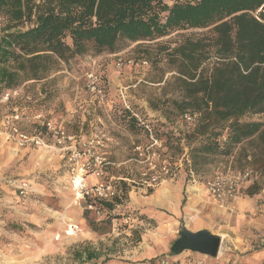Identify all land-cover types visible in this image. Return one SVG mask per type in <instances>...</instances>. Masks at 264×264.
<instances>
[{"label":"rangeland","instance_id":"1","mask_svg":"<svg viewBox=\"0 0 264 264\" xmlns=\"http://www.w3.org/2000/svg\"><path fill=\"white\" fill-rule=\"evenodd\" d=\"M165 3L171 5L172 1L165 0ZM160 18L163 20L161 13ZM5 22L6 18L0 14V27ZM27 26L24 24L21 28ZM205 31L172 29L154 40L135 43L122 40L113 52L75 56L67 63H61L60 70L46 80L27 83L20 87L19 95L6 104L0 103V119L17 109L26 131L34 129L32 117L41 113L62 124L78 140L98 139L100 144L94 150L106 162L103 176L109 175L117 186L119 178H125L129 187L124 200L126 206L114 210L121 215L112 220L109 233L90 239L81 235L83 230L77 225L80 232L69 235L66 233L68 225L75 224L77 217L83 218V203L74 201V194L68 188L64 153L54 147H30L26 155L19 153L17 159H12L8 157L7 144L3 143L0 145V264H88L73 255L83 251L84 247L98 254L96 261H90L97 263L108 257L105 264H154L161 258L169 264H206L202 262L203 255L198 253L184 251L175 255V260L165 255V251L161 252L160 247H165L161 245V238H165L161 231L164 226L156 224L142 211L144 201L148 196L152 197L153 190L154 202L163 205L171 202L164 196L186 199L181 206V216L176 217L174 228L177 231L180 226L191 223L190 218L201 215L212 219L213 229L219 224L234 228L238 248L231 246L226 249L228 254L208 264L264 263L260 255V252L264 253V232L260 229L264 222H244L239 209L222 208L216 203L210 205L204 199L199 200L204 196L200 192L206 188L205 182L217 172L252 171L251 167L232 155L212 156L197 165L195 171H187L183 163L189 162L185 160L188 147L183 140L180 150L175 147L177 138L188 132L190 126L183 122L181 113L171 102L178 95L174 82L163 85V81H168L173 74L166 53L184 36H198ZM89 72L100 78L103 100L87 88L86 74ZM130 116L143 124L147 133L136 125L128 126ZM164 116L170 120L162 125ZM154 132L161 140H155ZM162 155L170 160L166 165L162 163L167 171L154 172V176L159 177L154 185H149L148 179L152 175L149 172ZM252 175L253 179L256 176L253 171ZM14 179L30 180V191L26 196L18 195L15 187V193H10L12 189L7 186V181ZM92 179L94 177H87L86 182L90 183ZM251 182L243 185L238 195L244 199L254 198L256 206L264 208L260 192L253 196L245 193ZM162 189L166 192L162 193ZM146 211L159 220L158 211L154 212L150 207ZM242 211L247 218L252 216L249 210ZM142 234L148 237L147 243L140 242ZM175 235L179 236V231ZM157 237L159 244L156 245ZM171 244L170 241V247ZM148 247H159L160 254L154 252L155 257L144 258ZM170 247L168 252L172 253Z\"/></svg>","mask_w":264,"mask_h":264},{"label":"trees","instance_id":"2","mask_svg":"<svg viewBox=\"0 0 264 264\" xmlns=\"http://www.w3.org/2000/svg\"><path fill=\"white\" fill-rule=\"evenodd\" d=\"M170 1L0 0V14L6 18L0 27V97L46 80L75 56L113 52L122 40L135 43L172 29H206L198 36H184L166 53L173 74L163 85L174 82L178 94L171 102L181 115H196L175 147L180 150L182 140L188 147L189 162L183 163L187 171L212 156L243 161L256 175L245 193L258 194L264 190V0ZM24 24L28 26L21 28ZM128 119V126L147 133L134 116ZM169 120L165 117L161 124ZM154 138L161 140L155 132ZM159 157L154 172L170 162ZM119 183L111 200L90 196L82 201L85 225L99 236L109 233L112 220L121 215L114 210L126 206L129 187L124 178ZM73 255L88 264L110 259L90 262L98 254L86 247Z\"/></svg>","mask_w":264,"mask_h":264},{"label":"built area","instance_id":"3","mask_svg":"<svg viewBox=\"0 0 264 264\" xmlns=\"http://www.w3.org/2000/svg\"><path fill=\"white\" fill-rule=\"evenodd\" d=\"M87 88L99 99L103 100V93L99 87L100 78L89 72L86 74ZM20 88L6 91L0 97V103L6 104L13 97L19 95ZM34 129L26 131L22 128L21 114L14 109L10 114H6L0 119V135L6 139L14 141L18 147H54L59 149L66 156L67 162V185L74 194V201L81 202L85 198L94 196L102 200H111L117 193V185L111 180L104 181L103 174L105 168L104 158L95 152L94 147L100 144L99 140H78L77 136L66 129L62 124L45 118L41 113L34 114ZM181 118L187 124H193L196 115L183 113ZM107 165V164H106ZM164 172L167 170L162 168ZM152 174L148 181L149 185H154L159 176H154V167L150 170ZM87 177H94L96 181L92 184L86 182ZM252 171L249 169L237 170L231 173L217 172L205 182L208 194L216 201H229L236 198L240 188L252 180ZM18 195L26 196L30 191V184L21 180L14 184ZM261 199L264 201V190L260 191ZM87 208L96 215L93 205L88 204ZM127 222V220H125ZM68 229L80 232L76 224H69ZM66 233H68V231ZM154 264H168V261L161 258Z\"/></svg>","mask_w":264,"mask_h":264},{"label":"crops","instance_id":"4","mask_svg":"<svg viewBox=\"0 0 264 264\" xmlns=\"http://www.w3.org/2000/svg\"><path fill=\"white\" fill-rule=\"evenodd\" d=\"M3 143L7 144V147L10 150V152L8 153V157H10L12 159H17V156L19 155V153H23V155H26L29 152V150H30V147H18L14 143V141H12L10 139H6L5 136L0 135V145H2ZM21 180H25V181L31 183L30 180H28V179H14L13 181H7V186L12 189L10 191L11 194L15 193L14 184H16V182H19ZM95 181H96V179L94 178V179H92L90 181L89 184H92ZM160 189L158 191H160ZM205 189H203L200 192V194H202L204 196L202 198H200L199 200L204 199L205 202L207 201L208 202L207 204H210V205L212 203H216V204L219 205V207L226 206L225 208H235L236 210L239 209L240 213L242 214V218H243L244 222L256 223V224L258 222H260V223L264 222V208L263 207L262 208L261 207H257L254 198L247 197V199H244V198H242V196L238 195L236 198H234L232 200L220 202V201L214 200L208 194L207 190H205ZM163 192H164V189H162V193ZM170 194H171V191H170ZM151 196L152 197H150V198H148L149 197L148 196L147 197L148 200L146 198V200L144 201V203H146V204L144 205L145 207H143L144 210H142V211H143V213L145 215H147L148 218L153 219L156 224H158V225L160 224V225L164 226L161 229V231L163 232V235H164L163 237H165V238H161V245H164L165 249L163 247H160V249H161V252H164V251L166 252L165 255L168 254L167 256H171V257H173L176 260V256L173 255L171 252H168L169 247H170L169 243H170V241L172 242L171 247H170V249L172 251L173 242L175 241L176 238L179 237L178 235L176 236L175 234L178 231L180 232V228L182 226H185L187 229H189L191 231H196V230H199V229H206V230L210 231L211 233H213L215 235H218L220 237V246H219L218 254L216 255V257H210V256H204V255L202 256L201 255L203 257V258H201L202 262H204L206 264L211 263L213 261H216V260H213V259H218L219 257H221V255H223L225 253L228 254L226 249H230L231 246L234 249L238 248V244H237L238 242L236 241V238H237L236 236H238V235L234 233V231H235L234 228L231 227L230 225H225V224L221 225V224H219L216 229H213L214 224H213L212 219H210L209 217L204 218V216H202V215L200 217H198V218L197 217L196 218L192 217V218H190V220H191L190 222L191 223H188L187 226L186 225L180 226L178 231L175 230L174 225H175L176 220H177L176 217H178V216L180 217L181 216V213H182L181 212V206L183 207V205L185 204V202H184V204L182 205L181 202H182V199H185V198L184 197L180 198V196L174 198V195H171V198H170V195H169V197H165L164 196V198H167L171 202H168L166 205H163V204H161L158 201L154 202V190H153V193H152ZM185 201H186V199H185ZM148 207L152 208V211H154V212L155 211L159 212V220L147 213L146 208H148ZM207 207L208 206H206L205 208H207ZM222 208H224V207H222ZM201 210L203 211V209H201ZM242 210H247V211L249 210L251 212L252 216H249L247 218ZM253 216H255V217H253ZM167 217L170 218V219H173V221H170ZM168 222H170V223H168ZM177 223H179V221H177ZM75 224L80 226V228H82L81 230H83V233L81 235L87 236L90 239L91 238H95L96 239V237H98L96 233H94L88 227H86L84 217L83 218L81 216L77 217ZM166 225H169V227L167 228ZM166 229H167V231H166ZM176 229H178V228H176ZM260 229L264 232V224H263V226L260 227ZM115 235H118V234H114V236ZM155 239H156V240H154L156 242L155 244L156 245L159 244L158 243L159 238L157 237ZM141 240L142 241H140V242L147 243L148 237H146V236H144V234H142L141 235ZM95 249L97 250L98 248H95ZM158 251H159V247H153V248L148 247V250H146L144 252V254H143L144 256L143 257L144 258L147 257V258L151 259V258L155 257L154 254H153L154 252L155 253L157 252V254H160V253H158ZM195 254H197V253H195ZM256 254H259V253L256 252ZM197 255H199V254H197ZM260 255L264 259V253L260 252ZM177 257H180V256H177ZM193 257H195V256H193ZM177 259H179V258H177ZM201 259L198 258V260H201ZM94 261H96V260L94 259Z\"/></svg>","mask_w":264,"mask_h":264},{"label":"water","instance_id":"5","mask_svg":"<svg viewBox=\"0 0 264 264\" xmlns=\"http://www.w3.org/2000/svg\"><path fill=\"white\" fill-rule=\"evenodd\" d=\"M220 246V237L206 229L191 231L185 226L180 228L179 237L172 245V254L178 255L184 251L198 253L204 256L216 257Z\"/></svg>","mask_w":264,"mask_h":264},{"label":"bare ground","instance_id":"6","mask_svg":"<svg viewBox=\"0 0 264 264\" xmlns=\"http://www.w3.org/2000/svg\"><path fill=\"white\" fill-rule=\"evenodd\" d=\"M42 155H43V154H42ZM165 190H166V189H164V191H165ZM163 193H164V192H163ZM67 234H69V235H73V234H74V231L69 230Z\"/></svg>","mask_w":264,"mask_h":264}]
</instances>
